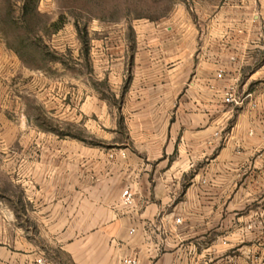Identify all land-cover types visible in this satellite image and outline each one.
I'll return each mask as SVG.
<instances>
[{
	"label": "crops",
	"instance_id": "obj_1",
	"mask_svg": "<svg viewBox=\"0 0 264 264\" xmlns=\"http://www.w3.org/2000/svg\"><path fill=\"white\" fill-rule=\"evenodd\" d=\"M250 15L229 6L208 33L148 40L128 141L42 152L26 189L38 230L0 234V264H264V35ZM229 87L241 105L224 103Z\"/></svg>",
	"mask_w": 264,
	"mask_h": 264
},
{
	"label": "rangeland",
	"instance_id": "obj_2",
	"mask_svg": "<svg viewBox=\"0 0 264 264\" xmlns=\"http://www.w3.org/2000/svg\"><path fill=\"white\" fill-rule=\"evenodd\" d=\"M229 6L264 35V0H0V234L38 230L29 169L56 141L104 151L128 141L122 107L149 67L136 57L148 40L179 25L176 38L185 25L208 33Z\"/></svg>",
	"mask_w": 264,
	"mask_h": 264
},
{
	"label": "built area",
	"instance_id": "obj_3",
	"mask_svg": "<svg viewBox=\"0 0 264 264\" xmlns=\"http://www.w3.org/2000/svg\"><path fill=\"white\" fill-rule=\"evenodd\" d=\"M223 76V72H219L217 74V79H221ZM224 103L225 104H232L235 106H239L242 104V100H239L236 96L235 89L233 87H229L224 94ZM122 200L124 205H131L133 194L130 192L129 189H125L122 192ZM176 223H180V219L175 220ZM36 264H44L42 259H38ZM121 264H138V259L136 257H126L121 261Z\"/></svg>",
	"mask_w": 264,
	"mask_h": 264
},
{
	"label": "trees",
	"instance_id": "obj_4",
	"mask_svg": "<svg viewBox=\"0 0 264 264\" xmlns=\"http://www.w3.org/2000/svg\"><path fill=\"white\" fill-rule=\"evenodd\" d=\"M55 26V25H54Z\"/></svg>",
	"mask_w": 264,
	"mask_h": 264
}]
</instances>
